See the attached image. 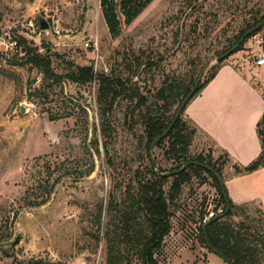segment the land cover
<instances>
[{
	"label": "rangeland",
	"instance_id": "obj_1",
	"mask_svg": "<svg viewBox=\"0 0 264 264\" xmlns=\"http://www.w3.org/2000/svg\"><path fill=\"white\" fill-rule=\"evenodd\" d=\"M129 5L125 0H110V8L103 0H0V32L11 31L18 41H27L31 52L49 55L51 69L60 77L44 81L28 62V53L0 65V264H103L105 212L97 237L92 223L97 207L106 205L111 191L136 184V173L145 174L151 164L144 150V111L128 95L115 106L108 163L100 136L98 86L71 82L67 77L75 67L130 76L153 94L167 78L198 79L206 68L204 81L240 28L264 17V0H151L132 19ZM40 17L49 22L47 31L40 30ZM261 29L224 62L243 58L253 79L262 76L256 64L264 51ZM148 61L154 66H147ZM150 109L155 111L154 102ZM95 137L101 141L100 154L92 143ZM167 146L156 147L153 156L172 172L178 163L165 158ZM199 155L225 159L200 133L188 159ZM233 165L230 161L222 170L225 182L234 175ZM223 207L215 181L207 174L194 178L171 204L172 230L159 261L167 264L184 246L201 248L221 261L200 243L199 226L201 215L214 216ZM246 214L264 229L263 203L251 202L247 213L240 211L233 220L244 221Z\"/></svg>",
	"mask_w": 264,
	"mask_h": 264
},
{
	"label": "trees",
	"instance_id": "obj_2",
	"mask_svg": "<svg viewBox=\"0 0 264 264\" xmlns=\"http://www.w3.org/2000/svg\"><path fill=\"white\" fill-rule=\"evenodd\" d=\"M150 1L125 0L126 5L131 3L127 6L130 19L136 18ZM103 3L104 6L110 8V0H103ZM263 20L264 17L262 16L247 21L233 37V42L223 49L221 55L232 49L248 31ZM261 30L256 31L247 39L254 37ZM19 44L24 52L28 53V62L41 71L44 81L57 82L60 80V77L54 74L51 69L49 55L31 52L32 49L24 39H20ZM242 46L241 44L234 54L241 51ZM225 60L219 62L210 77L200 83L194 97L214 78ZM147 66L153 67L154 63L148 61ZM133 71V67H130L128 73L131 74ZM67 78L78 85L96 82L98 86L97 106L100 136L110 164H112L110 148L114 132L112 117L115 106L121 98L128 95L129 100L132 103L135 102L136 109L141 112L144 111L142 117L144 140H146L144 150L148 155L151 144L168 129L178 106L197 81V77L192 75L187 78L173 76L164 80L161 87L153 94L146 91L145 87L136 86V82L132 83L130 76L125 77L115 73L105 74L104 72L96 73L92 66L75 67L74 72L69 74ZM150 98L154 100L156 105L155 111L150 109ZM183 115L168 136L157 145L158 148L165 149L167 143L165 158L178 163L177 167L171 171H177L187 163L196 162L213 168L222 176V170L231 161L229 154L225 151H223L224 160H214L212 156L204 155L188 159L189 149L199 133V129L192 121L185 119ZM257 133L262 151L247 166L234 164V174L237 176L253 173L264 166V114L257 125ZM101 141L98 137L92 141L98 154H100ZM158 167L160 172L167 173L159 165ZM202 174H207L215 181L224 206L223 213L226 210V202L217 178L212 172L196 164H189L183 172L170 177H162L150 164L145 174L140 171L136 173V184L132 182L123 191H117L118 189L111 191L106 205L100 203L92 219L98 237L105 212L103 227L105 228L106 259L103 264H166L167 261L160 262L157 256L172 230L173 211L171 204L176 202L186 185L190 184L194 178H201ZM229 204L230 210L227 215L207 227V235L212 246L225 255L231 264H264V229L254 225V220L248 214H246L244 221L236 222L233 220L238 212L247 213L250 203L236 205L229 199ZM219 214L221 213L217 212L213 217ZM205 219V216L201 215L199 226L200 243L204 247L205 239L202 226L206 222ZM29 264L43 263L31 261Z\"/></svg>",
	"mask_w": 264,
	"mask_h": 264
},
{
	"label": "crops",
	"instance_id": "obj_3",
	"mask_svg": "<svg viewBox=\"0 0 264 264\" xmlns=\"http://www.w3.org/2000/svg\"><path fill=\"white\" fill-rule=\"evenodd\" d=\"M241 57H233L218 69L214 78L195 96L184 112L199 133L233 164L247 166L261 153L257 125L264 114V76L253 79L252 69ZM263 68V69H262ZM229 199L236 205L264 204V166L245 175H233L225 182ZM212 259L201 248L184 246L167 264H225Z\"/></svg>",
	"mask_w": 264,
	"mask_h": 264
},
{
	"label": "water",
	"instance_id": "obj_4",
	"mask_svg": "<svg viewBox=\"0 0 264 264\" xmlns=\"http://www.w3.org/2000/svg\"><path fill=\"white\" fill-rule=\"evenodd\" d=\"M50 27V24L49 22L47 21V19H45L44 17H40L39 18V28L41 31H47ZM262 27H264V20L258 24L256 27H254L253 29H251L250 31H248L243 37L242 39L232 48L230 49L229 51H227L226 53L222 54L220 57H218L215 62L216 63H219L223 60H225L226 58L230 57L232 54H234V52L238 49V47L249 37L251 36L253 33H255L256 31L260 30ZM2 63V59H1V54H0V65ZM206 71V68H204L197 81L195 82V85L194 87L191 89V91L184 97V99L182 100V102L180 103V105L178 106L177 110H176V113L174 115V118L171 122V124L169 125L168 129L162 134L160 135L150 146L149 148V151H148V155H149V159L151 161V165L155 168V170L162 176V177H170V176H173L175 174H179L181 172H183L189 164H196V165H200L204 168H206L207 170H209L210 172H212L214 174V176L217 178L218 182H219V185L221 187V190H222V193H223V197L225 199V202H226V210L215 216V217H212L211 219L207 220L204 225L202 226V232H203V235H204V239H205V247L206 249L211 252L212 254L218 256L220 259H222L225 264H231L230 260L225 256L223 255L222 253H220L219 251H217L211 244L209 238H208V235H207V227L215 222L216 220H219L221 218H224L227 213L229 212L230 210V204H229V196H228V193H227V190H226V185H225V181L223 179V177L217 172L215 171L213 168L211 167H208V166H205L203 164H198L196 162H192V163H187L185 164L181 169L177 170V171H172V172H167V173H162L160 172L159 170V167L154 159V156H153V152H154V149L157 147V145L162 141L164 140L169 132L174 128L175 124L177 123V121L181 118V116L183 115L186 107L188 106V104L190 103V101L192 100V98L194 97L195 93L197 92L198 88H199V85L200 83L202 82V78H203V75H204V72ZM154 102V100L152 98H150V104L149 106H151V104Z\"/></svg>",
	"mask_w": 264,
	"mask_h": 264
},
{
	"label": "built area",
	"instance_id": "obj_5",
	"mask_svg": "<svg viewBox=\"0 0 264 264\" xmlns=\"http://www.w3.org/2000/svg\"><path fill=\"white\" fill-rule=\"evenodd\" d=\"M24 50L21 48L17 37L13 36L11 31L3 30L0 32V54L1 59H11L16 54H23ZM257 66H264V51L261 52L260 56L256 61ZM213 217V214L206 218L207 221L209 218Z\"/></svg>",
	"mask_w": 264,
	"mask_h": 264
}]
</instances>
